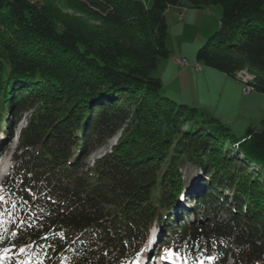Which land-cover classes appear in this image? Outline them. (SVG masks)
<instances>
[{
	"label": "trees",
	"instance_id": "1",
	"mask_svg": "<svg viewBox=\"0 0 264 264\" xmlns=\"http://www.w3.org/2000/svg\"><path fill=\"white\" fill-rule=\"evenodd\" d=\"M148 1L0 0V128L11 135L29 112L5 179L21 216L0 224V253L23 244L35 264H113L155 221L162 245L190 258L264 264V117L238 137L163 95L154 75L170 55L167 9L221 4L196 59L247 70L264 93V0ZM186 163L204 192L186 188Z\"/></svg>",
	"mask_w": 264,
	"mask_h": 264
},
{
	"label": "rangeland",
	"instance_id": "2",
	"mask_svg": "<svg viewBox=\"0 0 264 264\" xmlns=\"http://www.w3.org/2000/svg\"><path fill=\"white\" fill-rule=\"evenodd\" d=\"M150 5L148 0H143ZM222 14L221 4H215L209 6V10L202 8H193L188 5L182 6H170L166 11V18L169 25V33L167 37V47L170 50V55L166 58H162L159 62L158 68L154 71V75L162 79L163 87L161 93L177 103H186L191 107H196L200 112H203L205 116H214L213 112L215 109L211 105L212 102L208 101L206 95H218L219 91L225 92V94L231 99L229 107L232 106V110L235 114L244 113L246 117H252L254 122L252 126L260 127V121L264 117V94L255 90L245 92V83L238 78L233 79L227 76L223 72L207 66L204 62L198 61L196 59L197 49L206 43L208 30L218 21L220 26V19ZM182 15V18H180ZM186 57L190 66H194L197 61L201 65L202 72L195 75H185L181 72V66L177 64V58ZM175 63V64H174ZM197 69L199 65L196 64ZM206 70V71H205ZM180 71V72H179ZM179 72V73H178ZM249 72V71H248ZM240 72L242 76L247 77L251 82L252 78L249 73ZM176 75V76H175ZM253 77L254 75L251 74ZM231 78V79H230ZM254 80V79H253ZM245 84V85H244ZM240 106L242 107L240 109ZM223 114L222 110L218 111ZM29 112H24L22 115V120L14 121L11 120L7 125L11 128L12 134L7 135L5 133L4 124L0 128V194H5V197L1 201L0 205V222H3L7 217H20V210L18 209V202L16 201V196L14 195V190L11 187H7L4 184L6 178V172L8 167L14 164V155L18 152L17 141L21 129L26 125ZM224 116V115H222ZM216 117V116H215ZM10 119H13L9 116ZM218 118V117H217ZM220 119V118H219ZM221 120V119H220ZM224 123L231 126L232 131L241 137L245 134L247 127L238 119L229 118L228 121L221 120ZM236 124V125H235ZM121 131H119L112 139L108 141V145H105L98 150L92 152L88 157L87 161L92 165L94 159L99 157L101 154L110 147L119 138ZM13 135V136H12ZM184 173V179L186 188L192 192H204L205 184L198 178L197 174H200V170L193 163H186L184 167L181 168ZM10 173L12 171L9 170ZM200 207V206H199ZM198 207V208H199ZM201 208V207H200ZM182 215L178 214L174 217L175 222L181 220ZM193 216L188 213L185 221H188ZM5 230V229H3ZM164 228L155 223L149 227L147 236L148 240L154 237L164 238ZM161 242L155 243L156 248ZM154 245V244H153ZM152 245V246H153ZM3 246V245H2ZM175 246L171 243L168 245L167 249L172 250ZM16 249L15 255H24L23 244L15 246H7L6 250L8 253L9 249ZM21 252V253H19ZM207 252H201L199 257L202 259L215 260L216 257L210 250ZM0 259L10 260L4 252L0 254ZM3 257V258H2ZM113 259L111 262L113 264H130L131 260L128 259L122 252H117L112 255ZM13 263V262H12ZM13 264H33L30 262L29 258H18ZM231 264V263H228Z\"/></svg>",
	"mask_w": 264,
	"mask_h": 264
},
{
	"label": "crops",
	"instance_id": "3",
	"mask_svg": "<svg viewBox=\"0 0 264 264\" xmlns=\"http://www.w3.org/2000/svg\"><path fill=\"white\" fill-rule=\"evenodd\" d=\"M180 6H182V5H180ZM202 9H206V10H209V7L208 8H202ZM219 19H220V17H219ZM220 21V20H219ZM168 22V21H167ZM219 28V22L217 21L209 30H208V32H207V38L209 37V35L210 34H212L215 30H217ZM198 62V61H197ZM175 64V63H174ZM178 64V63H177ZM178 65H180V64H178ZM181 66V65H180ZM181 72L179 73V76H181L182 75V73L183 74H185V75H195V74H197V73H199V72H202V68H201V65H200V69H197L196 68V66L194 65H192V66H190V62H189V64L188 65H182L181 66ZM206 71V70H205ZM224 73V72H223ZM224 74H226V73H224ZM227 76H230V75H228V74H226ZM176 76V75H175ZM231 78H233V79H236L235 77H233V76H230ZM230 78V79H231ZM237 80V79H236ZM264 94V93H263ZM206 97H207V99H208V101H210V102H212V106H213V108L215 109V112H213L214 114V116H216V117H218V118H220L221 120L223 119V120H225V121H228V119L229 118H235V119H238V121H241L243 124H244V127H247L248 128V126H250V125H253V119H252V117H246L245 116V114L244 113H241V111L239 112V113H237V114H235L234 112H233V110H232V106L231 107H229V104H230V98L225 94V92H222L221 90L219 91V94L218 95H212V97H211V95H206ZM242 107L240 106V109H241ZM220 110H222L223 112V114H220V112H218V111H220ZM222 115H224V116H222ZM236 125V124H235Z\"/></svg>",
	"mask_w": 264,
	"mask_h": 264
},
{
	"label": "bare ground",
	"instance_id": "4",
	"mask_svg": "<svg viewBox=\"0 0 264 264\" xmlns=\"http://www.w3.org/2000/svg\"><path fill=\"white\" fill-rule=\"evenodd\" d=\"M199 65V64H198ZM199 68H200V66H199ZM198 68V69H199ZM240 72H248L247 70H241V71H239V72H237L236 73V75H235V77L236 78H238L240 81L242 80L247 86H248V88H249V91H252V90H254V87H253V79H254V77L251 75V73H249L250 74V76H251V78H252V80H251V82L248 80V78L247 77H244V76H242V74L240 73ZM155 241L153 240L150 244H149V253H150V255H149V257L148 258H150L151 256H153L154 254H155V252L157 251V248H156V245H155ZM154 244V245H153ZM153 245V246H152ZM148 262L147 261H143L142 262V264H147Z\"/></svg>",
	"mask_w": 264,
	"mask_h": 264
},
{
	"label": "built area",
	"instance_id": "5",
	"mask_svg": "<svg viewBox=\"0 0 264 264\" xmlns=\"http://www.w3.org/2000/svg\"><path fill=\"white\" fill-rule=\"evenodd\" d=\"M180 18H182V15H180ZM177 61H178L180 64H183V65H187L188 62H189V60H188L186 57H184V58H180V59H178ZM244 85H245V84H244ZM245 92L249 93V88H248L247 85H245Z\"/></svg>",
	"mask_w": 264,
	"mask_h": 264
},
{
	"label": "snow or ice",
	"instance_id": "6",
	"mask_svg": "<svg viewBox=\"0 0 264 264\" xmlns=\"http://www.w3.org/2000/svg\"><path fill=\"white\" fill-rule=\"evenodd\" d=\"M21 251H23V249H21ZM165 251L167 252L169 259L174 255L170 249H165Z\"/></svg>",
	"mask_w": 264,
	"mask_h": 264
},
{
	"label": "water",
	"instance_id": "7",
	"mask_svg": "<svg viewBox=\"0 0 264 264\" xmlns=\"http://www.w3.org/2000/svg\"><path fill=\"white\" fill-rule=\"evenodd\" d=\"M178 59H180V58H177V59H176V62H177L178 64H180V63L177 61ZM188 64H189V62H188ZM188 64H187V65H188ZM196 64H199V63L197 62ZM196 64H195V66H196ZM180 65H183V64H180ZM199 66H200V64H199ZM196 68H197V66H196ZM199 69H200V68H199Z\"/></svg>",
	"mask_w": 264,
	"mask_h": 264
}]
</instances>
